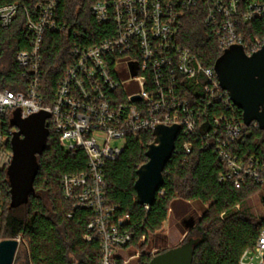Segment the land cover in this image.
I'll list each match as a JSON object with an SVG mask.
<instances>
[{
  "label": "built area",
  "instance_id": "2783aa9c",
  "mask_svg": "<svg viewBox=\"0 0 264 264\" xmlns=\"http://www.w3.org/2000/svg\"><path fill=\"white\" fill-rule=\"evenodd\" d=\"M58 1H40L38 19H28L30 46L16 56L23 87L0 90V171L8 170L14 156L11 140L18 130L12 123L14 112L19 109L27 117L49 111L50 132L58 136L61 146L67 151L82 149L87 157L85 169L62 175L61 187L75 208L91 213L84 238L99 242V264L126 262L120 251L132 242L125 227L127 217L118 218V207L106 199L105 175L129 136L154 131L158 124H179L178 138L188 153L192 140L200 141L226 166L220 181H231L236 189L246 181L264 184V158L238 151L246 140L244 120L215 67L204 65L180 42L188 12L205 3L204 22L221 50L243 45L251 55L264 46V36L245 40L237 31L236 19H264V0H100L92 6L93 15L99 23L111 22L114 34L100 43L77 44L72 49L73 62L46 106L42 43L47 30L65 29L57 14ZM18 8V3L0 5L2 27L12 24ZM219 103L228 112L213 115L201 131L207 110ZM238 264H264V230L253 246L243 250Z\"/></svg>",
  "mask_w": 264,
  "mask_h": 264
},
{
  "label": "trees",
  "instance_id": "16d2710c",
  "mask_svg": "<svg viewBox=\"0 0 264 264\" xmlns=\"http://www.w3.org/2000/svg\"><path fill=\"white\" fill-rule=\"evenodd\" d=\"M42 0H0V5L18 3L17 14L8 28L0 25V90H19L25 80L18 65L17 53L30 46L28 19L37 20L38 4ZM100 0H59L57 14L65 26L64 31L47 30L42 43L43 104L53 101L59 80L73 62L72 49L77 45L91 46L114 34L111 22L99 23L92 6ZM207 4L191 9L184 19L180 42L188 47L204 65L215 67L223 54L218 41L204 20ZM237 31L245 39L264 36V19L245 22L236 19ZM199 90V89H198ZM243 120V112L234 106ZM228 112L219 103L204 115L201 131L215 114ZM245 142L238 151L264 158V130L256 122L243 123ZM154 131L146 130L127 138V145L118 159L108 163L106 199L118 207L116 216L127 217L125 227L132 234L127 249L164 247L167 237L161 229L177 200L183 203L200 202L206 206L197 223L186 230L188 241L194 244L193 264H238L243 250L253 246L264 230V217L246 213L244 204L263 190L264 184L246 181L236 189L231 181L222 182L220 176L226 166L209 147L193 141L188 153L181 138H177L175 151L164 171V184L155 203L145 207L138 203L135 182L137 169L147 162L146 151L153 142ZM39 171L28 201L18 207L11 206V184L8 170L0 171V241L21 236L28 242L31 264H99L101 250L98 241H88L91 213L75 208L63 195L61 177L65 173L86 168L87 157L82 149L65 150L58 136L50 132L45 150L38 155ZM264 206V197L262 199ZM239 205V208L237 207ZM185 241V242H186ZM155 254V255H156ZM153 256L142 254L140 264H149ZM145 260V262H144ZM118 264H123L119 262Z\"/></svg>",
  "mask_w": 264,
  "mask_h": 264
},
{
  "label": "water",
  "instance_id": "95a60500",
  "mask_svg": "<svg viewBox=\"0 0 264 264\" xmlns=\"http://www.w3.org/2000/svg\"><path fill=\"white\" fill-rule=\"evenodd\" d=\"M215 69L222 87L242 110L244 123L250 125L256 122L264 130V46L248 55L243 45H233L217 59ZM49 117L50 112L47 110H40L27 117H22L19 109L14 112L12 123L18 130L11 140L14 156L8 167L12 207L27 202L34 189L39 171L38 155L45 150L50 135ZM180 130L179 124H158L154 129L155 138L147 147L148 160L137 169V201L147 208L155 203L163 187L164 171L175 151ZM185 223L189 228L195 225L192 220ZM197 240L190 238L168 248L154 255L149 264H193L194 244ZM19 245L17 238L2 239L0 264H14Z\"/></svg>",
  "mask_w": 264,
  "mask_h": 264
},
{
  "label": "rangeland",
  "instance_id": "374dc122",
  "mask_svg": "<svg viewBox=\"0 0 264 264\" xmlns=\"http://www.w3.org/2000/svg\"><path fill=\"white\" fill-rule=\"evenodd\" d=\"M135 88L136 90L139 89L138 86ZM263 197L264 187L262 191L252 195L247 200L243 206L244 211L257 218L264 217V206L262 204ZM205 208L206 206L200 202L183 203L182 201L177 200L174 203L173 209L170 210L168 218L161 229L162 235L167 237L166 247L171 248L184 243L188 237L186 230L189 229L185 221L192 220L194 221V224H196ZM17 239L20 241V245L14 264H31L29 259L28 242L21 236L17 237ZM162 248L164 247L156 248L150 246L144 249L140 247H132L130 249L120 251V253L124 256L126 261L123 264H140L142 261V254L146 253L154 256L157 251Z\"/></svg>",
  "mask_w": 264,
  "mask_h": 264
}]
</instances>
